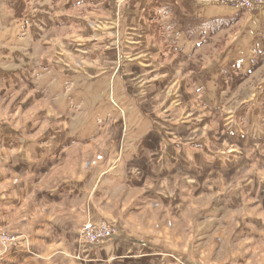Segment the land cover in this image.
I'll return each instance as SVG.
<instances>
[{
  "label": "crops",
  "instance_id": "1",
  "mask_svg": "<svg viewBox=\"0 0 264 264\" xmlns=\"http://www.w3.org/2000/svg\"><path fill=\"white\" fill-rule=\"evenodd\" d=\"M207 2L8 0L5 7L1 5L0 40L6 50L2 53L0 97L18 94L14 97L20 105L36 110L38 123L27 124L24 131L8 121L2 125L0 229L17 240L8 247L0 245V264H264V246H258L264 242V215H244L242 197L244 193L252 205L259 199V208L264 212V105H253L260 94L264 97V80L254 79L251 86L243 84L264 66V9L240 11L246 21L237 17L232 25L209 34L204 23L221 18L201 7ZM17 7L33 15V24H27ZM80 8L92 14L76 16L74 12ZM56 12L60 19L57 23ZM48 14L52 15L50 24L45 21ZM250 23L259 34V46L252 44L243 50L237 37L252 28ZM58 24L78 33L63 37L55 48L56 44L47 39ZM230 26H234V35L217 46L211 56H200L197 66L189 63L199 50L215 41L218 32ZM31 31L36 32L34 39ZM236 62L242 69L247 68L243 71H249L242 83L237 77L245 72L233 71ZM253 63H257L254 68ZM217 72L219 85L214 79ZM88 75L93 79L107 75L109 83L119 77L123 89L118 92V88H111L117 115L99 124L97 134L83 141L81 132L78 136L71 132L67 112L60 109L65 107L63 99L69 88L63 87L70 77L82 84L78 79L86 80ZM202 88L208 91H200ZM52 94L55 104L50 100ZM14 97H10L13 103ZM135 97L152 126L132 149L125 127ZM235 98L241 100L237 105ZM77 100L81 108L92 105L88 98ZM43 101L50 115L43 109ZM202 110L210 117L198 115ZM207 119L213 121V132L206 136L207 130L205 136L198 137L202 134L199 125ZM192 130L197 135L185 138V133ZM229 138L237 142L236 150L227 145ZM102 139L108 143L96 157L110 164L96 172L90 182V169L81 162L87 151L75 155L77 160L71 166V149ZM216 140L222 145L214 152L212 143ZM203 141L213 150L203 151L210 155L209 163H204L208 159L200 155ZM96 164L91 162V166ZM248 168L251 177L244 180L240 194L224 192L204 209L210 212L204 219L224 217L225 225L227 215L240 212L239 219L233 214L229 217L230 223L236 218L230 234L221 232L236 247L221 262H213L210 254L214 252L210 251L209 261L201 263L198 246L190 241L184 249L177 238L180 230L167 227L165 220L181 219L183 188L193 198L214 193L212 187L200 181L218 177L229 182L230 174ZM88 195H94L89 204ZM111 199L117 200V205L107 217L100 215ZM156 210L159 218L151 217ZM102 217L115 223L117 234L89 246L76 257L81 224ZM207 230L211 239L216 236L213 229Z\"/></svg>",
  "mask_w": 264,
  "mask_h": 264
},
{
  "label": "rangeland",
  "instance_id": "2",
  "mask_svg": "<svg viewBox=\"0 0 264 264\" xmlns=\"http://www.w3.org/2000/svg\"><path fill=\"white\" fill-rule=\"evenodd\" d=\"M7 4H9L8 0L7 1L0 0V8H1V5L2 7H5V5ZM201 7H204L205 11L212 13L216 17L221 18L219 21L208 20L204 23L205 24L204 26L208 27L209 34L211 32L213 33L218 28H223L226 24L232 25L234 22L237 21V17L240 19L245 17V14L241 16V12L230 4L207 2V3L202 4ZM8 8H10L9 5H8ZM17 9H20L19 13L26 18L27 24H33L32 22L34 18H33V15H31L29 11L28 12L25 10L22 11L21 7H17ZM74 13L76 16H82L83 18L86 17V15L92 14L91 12L89 13L88 10H86L85 8H82V9L80 8L76 10V12ZM58 17H59V14L56 12L55 23L60 22V19ZM51 19H52L51 14L46 15L45 16L46 24H50ZM242 20L246 21V18H243ZM3 22H4V19H2V23ZM249 22L250 21L248 20V23ZM236 24H238V22ZM250 26H252L251 29L242 31L239 38L237 37V43L239 47L243 50L249 49L252 44H254V47L259 46V40H257L258 38H256V35H259V34H256L255 31L253 30L254 24L251 25L250 23ZM233 27L234 26H230L226 28V30H223V31L219 30L220 33L217 31L218 33L216 37L214 38L215 41L209 46H207L206 48L199 50L196 53V56L192 60H190L189 63L192 64V66L200 65V63L198 62V58L202 55L211 56L217 50L216 49L217 46L221 45L224 41L228 40V38L234 35ZM238 28H239V24L237 26V29ZM54 30H55L54 33L50 34L47 40H49L51 44H56L55 48H57V45L61 43L63 37H67L68 35H71V34L72 36L73 34L77 35L78 33L77 30H72L70 28L64 29L62 26H59V24L55 26ZM1 31L2 29H0V32ZM35 35H36V32L31 31L32 39L35 38ZM158 38H160V41L163 42V39L161 36H159ZM25 41L28 43H31L27 38L25 39ZM34 48H36L35 44H34ZM5 50H6V47L2 45V41L0 40V72L2 71V53L5 52ZM28 58L29 57L25 56V59H28ZM247 64L249 65L250 63L248 62ZM243 69H247V68H243ZM243 69L236 62V67L234 68L233 71L235 73L245 72L244 75H247L249 71H243ZM253 75H254L253 76L254 78L247 79L244 82L241 81V83L242 82L243 84L247 83L246 86L248 85L251 86L252 84L255 83L254 79L258 81L264 80V66H260ZM185 76L187 77L186 72H185ZM186 77H184L183 80ZM219 77H220L219 73L217 72L214 76L215 85H219L221 83V81L217 82V79ZM113 78H114L113 81L109 83L107 75L102 76L100 78H95V79H93L92 77L88 75L85 78L86 80H82V78H79L78 80L82 81V84H79L75 82V77H70L69 84L63 87V90L64 88L65 89L69 88V89L65 95V98L63 99L65 107L61 108L60 111L67 112L68 118L71 122V132H73L76 136H78L79 132H81L80 136H83L82 138L83 141H88L93 134H97L99 130V124L104 123L106 120H108V118L111 115L116 116L118 113L114 105L112 104L114 103V96H113V91L111 92V88L116 87L119 89L118 92H120L123 89V84L120 81L119 77H113ZM225 79L226 78L224 77V80ZM92 81H93V84H91ZM1 82H2V79H1ZM5 82L6 80L3 82V85ZM74 84L76 85L74 86ZM243 87H245V85ZM87 89H88V93L85 92ZM200 91L207 92L208 90L202 88ZM0 92L2 93V90H0ZM28 92H30L29 89H28ZM16 95L18 94L8 95L7 99L6 97H3V98L0 97V134H2V125L7 123V121L11 123V125L14 126L16 129H18V131H24L27 124L38 123V118L35 116L37 115L35 113L36 110L33 108H28L26 110L25 108L28 107L29 105H23V103L20 105L19 100H16V98L14 97ZM10 97H14L13 99L14 103L12 102V99H10ZM77 97L79 98L83 97L86 99L87 98L90 99L88 104H92V105H84L83 108L79 107L80 105L77 100ZM54 98L55 96L52 94L50 96V100H52L53 104L57 103V101ZM115 98L116 100H120L119 95H116ZM139 101L140 100L137 97H135L134 109L128 113L127 115L128 122L125 127V133H129L130 135L129 143H131L132 149H135L138 143V140L139 138H141L143 133L144 132L147 133L148 127L150 128L152 126L151 119L149 117L148 118L145 117L142 110L138 107ZM233 101H234V105H237L238 103H240L241 100L236 101V98H235L233 99ZM44 103L45 104H43V109L46 110L47 114L50 115L51 110L47 107L46 105L47 102H44ZM99 104H102V105H99ZM256 104L264 105V97H262L261 94L257 97L255 101H253V105H256ZM66 105H69V107ZM108 112H111V113L108 114ZM206 113L207 112L205 110L204 111L202 110V111H199L198 115L207 117V118L210 117V115ZM193 114L198 116L196 112H193ZM75 115H78V117L74 118ZM207 120L208 121L210 120L209 123ZM207 120L205 121L203 120V122H201L199 125V131L202 134L197 135L198 132H193L194 130L190 132L185 131L186 133L184 137L186 138V137H191L195 135H197L198 137H201L202 135L205 136L204 131H207V130L209 131L206 133V136L210 132H213V121H211V119H207ZM233 128L234 126L232 127V132H233ZM138 130H142V131H138ZM107 143L108 142L105 139H102L86 147L76 146L72 148L71 149L72 151L70 154L72 161L70 165L72 166L74 162L77 160L74 157L75 155L80 154L82 151H87L85 152L86 156H82L81 162L84 164L87 163L86 169H90L88 172L93 177L92 179H89V181L93 182L97 175L96 172L98 173V171H101V168L103 167L106 168V166L110 164L106 160H100V159H97L96 157L98 155V151L101 148H104ZM212 144H213L212 149L214 150V152H216L222 145V143L217 142V140L213 142ZM200 145H201L200 149H202L200 155H204L205 158L208 159L207 161H203V162L209 163L210 155L206 156V154L203 151H209V150L213 151V150L209 148L207 141L201 142ZM227 145L233 148L234 150L238 148L237 142L234 139L231 140L229 138V140L227 141ZM208 153L210 154V152ZM93 161L97 164L94 166H91V162ZM250 171H251V168H248L242 173L230 174L228 178L230 179L229 182H226L222 179H218V177H208V178L206 177L202 181H200V183L201 182L206 183V185L212 187V189L215 191L214 193H204L202 195H198V197L196 198H193L192 196H190L188 194L189 192L185 188H183V192H184L182 194L183 198L180 196L182 199H181V202H179L180 204H182V206H180V209L178 208L179 212L182 215L181 219L172 221V222L169 220H165V224L168 225L167 227L178 228L180 230V233H179L180 236H177V238L180 241L179 245H182L184 249L186 248V246H188L190 241L194 244V246H198L201 263L202 262L206 263L209 261L208 254L210 251L214 252V255L210 254V257L215 259V261L213 262H221V260H223L228 255V251L236 247V245H232L230 243L229 237H223L221 232L225 231V235L230 234L231 229L234 226L233 224L236 218H232L234 222L230 223L229 220L231 218L229 217L231 214H233L235 217H237V219H239L238 215L240 212L238 211V212L230 213L229 215H227L226 219L228 221V224L225 225L224 217L222 218V220L218 218H216V220L204 219L206 217L205 215L207 213H210L209 211L207 210L205 211L204 209H207L210 206V204H212V201L219 199L221 194L224 192H227L231 196L240 194L242 191L241 188L243 186L244 180L251 177V176L248 177V174H247ZM202 173H205V172L203 171ZM209 175L212 176L211 174ZM226 175H227L226 173L223 174V176H226ZM203 176H206V175H203ZM172 182H175V180H173ZM176 182H178V180H176ZM89 186H91V184ZM89 195L87 199V204L92 203V200L94 197L93 195V197L91 198ZM242 197H243V204L245 205V208H246L245 209L246 212L244 213V215H252L255 213H262V215H264V212L259 208V205H258L259 199H256L254 201V204L252 205L251 201L246 198L244 193ZM245 199L246 201H244ZM116 201L117 200L111 199L109 201L111 203H109L107 207L101 206L102 209L100 211L102 214L100 213V215H106L107 217V214H109L108 212L111 210V208L114 207V205H117L114 203ZM202 210L204 211L203 214H201ZM157 211L158 210H156L154 214L152 213L151 217L159 218L158 217L159 214H157ZM104 219L106 218L104 217ZM89 220H92V219L86 220L85 223L88 222ZM106 220L109 222L108 219ZM83 224H81L80 227H82ZM113 224L115 225V223ZM209 228L217 232L216 236H213L212 239H211V235L209 234L207 235L208 233L207 229ZM199 232H200V235H199V239L197 242L196 239H197V234ZM77 245H78V240H77ZM1 246L5 247L4 245H1ZM258 246L260 247L264 246V242L260 243ZM242 247H245L244 244ZM201 249L203 250L201 251Z\"/></svg>",
  "mask_w": 264,
  "mask_h": 264
},
{
  "label": "built area",
  "instance_id": "3",
  "mask_svg": "<svg viewBox=\"0 0 264 264\" xmlns=\"http://www.w3.org/2000/svg\"><path fill=\"white\" fill-rule=\"evenodd\" d=\"M211 3L230 4L239 10L258 11L264 9V0H207ZM117 226L103 217L98 220H89L78 231V245L76 257L89 246L97 245L111 239L117 234ZM17 238L0 229V244L5 247L15 243Z\"/></svg>",
  "mask_w": 264,
  "mask_h": 264
},
{
  "label": "trees",
  "instance_id": "4",
  "mask_svg": "<svg viewBox=\"0 0 264 264\" xmlns=\"http://www.w3.org/2000/svg\"><path fill=\"white\" fill-rule=\"evenodd\" d=\"M256 64H257V63H253L252 68H254ZM248 74H249V72H248ZM248 74H247V75H248ZM245 78H246V75H241V77H237V79H238V83L241 82V81H244Z\"/></svg>",
  "mask_w": 264,
  "mask_h": 264
},
{
  "label": "bare ground",
  "instance_id": "5",
  "mask_svg": "<svg viewBox=\"0 0 264 264\" xmlns=\"http://www.w3.org/2000/svg\"><path fill=\"white\" fill-rule=\"evenodd\" d=\"M4 90V89H3ZM41 109V108H40Z\"/></svg>",
  "mask_w": 264,
  "mask_h": 264
}]
</instances>
